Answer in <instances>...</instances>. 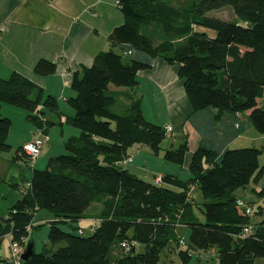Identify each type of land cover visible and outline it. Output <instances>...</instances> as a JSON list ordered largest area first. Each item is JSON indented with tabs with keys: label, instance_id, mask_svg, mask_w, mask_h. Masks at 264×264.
Here are the masks:
<instances>
[{
	"label": "trees",
	"instance_id": "trees-1",
	"mask_svg": "<svg viewBox=\"0 0 264 264\" xmlns=\"http://www.w3.org/2000/svg\"><path fill=\"white\" fill-rule=\"evenodd\" d=\"M118 1L124 22L110 34L113 45L129 44L152 58L179 63L178 75L184 79L193 111L214 107L220 115L249 110L254 127L264 134V105H258V98L264 96V0H191L183 5ZM227 5L233 8V20L206 15ZM198 26L216 35L210 37ZM150 67L111 48L96 54L91 66L73 73L75 95L68 103L75 114L67 121L80 135L69 138L67 152L51 157L45 169L34 168L22 196L7 214L0 215V240L10 235L11 240L33 241L34 228L44 225L33 224L37 211L46 209L56 217L48 233L55 249L35 252L22 264H158L168 245H180V226L190 229L187 242L183 238L186 248L178 252L185 264L190 250L214 249L219 264H254L264 257V215L252 225L251 215L239 208L235 196L237 189L264 175L261 148H233L219 157L200 145L191 157L188 179L164 174L161 183L144 181L120 163L136 143L159 154L167 135L163 126L145 118L140 97H132L124 113L114 110L120 95L111 85L136 86L138 72ZM34 71L52 74L56 63L41 58ZM2 103L25 110L39 128L42 107L58 108L57 99L44 95L43 88L26 75L13 71L7 78L0 77V157L11 149L12 125L1 112ZM187 150L185 138L163 156L182 165ZM18 160H30L22 146L12 159ZM193 186L204 197L199 206L204 220L189 198ZM259 194L264 195V190ZM94 202L103 205L101 222L84 235L73 224ZM260 208L254 213L262 215ZM248 228L251 231L245 234ZM125 240L137 244L126 249L121 246ZM138 246L141 251H136Z\"/></svg>",
	"mask_w": 264,
	"mask_h": 264
},
{
	"label": "crops",
	"instance_id": "crops-1",
	"mask_svg": "<svg viewBox=\"0 0 264 264\" xmlns=\"http://www.w3.org/2000/svg\"><path fill=\"white\" fill-rule=\"evenodd\" d=\"M117 1L0 0V77L7 78L13 71L20 72L41 86L44 95H52L58 102L57 109H48L49 115H44L45 108L42 107L40 120L45 123L42 132L41 128H37L36 131L29 128L28 132L23 135V144L38 136L44 138V145L47 144L48 150L42 148L43 152L38 159H43L47 155L50 156V159L56 156L53 151L56 142L59 145H65L69 138L80 135V130L67 121V118L75 114V110L68 103V99L75 95L71 88L73 73L80 70L82 66H91L95 55L99 52L113 48L119 53H123L124 50H132L131 55L125 56L127 60L137 59L150 64V68L138 72V85L118 87L115 90L120 95L119 101H122L126 106L132 97H140L142 111L147 120L164 128L167 126L173 128L166 135L172 137L170 148H176L185 138L187 139L188 150L184 163L180 165L181 169H189L191 157L200 145L217 152L219 157L229 149L255 146L262 149L259 162L260 165H264L262 160L264 147L259 145L264 140V134L258 132L254 127L249 110L237 113L224 112L220 115L218 109L214 107L193 111L185 91L184 79L178 75L179 63L169 64L161 57L152 58L129 44L113 45L111 43L109 37L112 30L124 22V17L116 4ZM41 58L54 61L56 71L48 75L37 74L34 71V66ZM8 105L6 103L1 105V112L7 117L11 116L10 112L15 111L11 108L14 106ZM258 105H264V96L258 98ZM57 123L61 126L59 142L57 139L53 141L52 131L55 127L50 128L51 125ZM141 146L142 150L149 148L147 145ZM128 154L133 158L129 149ZM146 154L148 155V153ZM147 164L143 163L141 166L144 167L139 169L143 172L149 170L154 173V183H161V177L164 174L177 175L182 179L176 163L168 162L166 164L169 165L167 166L169 172L154 169V167L149 169ZM13 166L19 168L20 163L12 162L9 160V156L1 155L0 215L8 212H4L5 206L9 204L7 203L9 190L6 187L10 186L22 194V189L30 184V179L21 170L18 174H9ZM155 172H158V175ZM159 179L160 181H158ZM197 188V186L192 187L189 198L193 202L200 220H204L203 214L199 211L204 197L202 194L195 197L194 192ZM262 190H264V175L258 182L248 184L235 191L237 199H242L250 205L253 208V213L257 204L261 206L260 210L263 211V214H259L257 220L250 218L251 224L254 226L263 218L264 206L259 198L252 193ZM102 212V203L94 202L88 207L84 216L73 225L83 232L89 228L92 233L100 225ZM55 219L56 217L50 211L44 212L41 209L37 211L32 222L34 225L45 222L49 224ZM187 228L180 226L178 232H186ZM32 234L33 241L28 242H34L36 252V240ZM5 237L11 238L10 235ZM4 238L0 240V243ZM9 244L6 252L0 253V261L5 260V264L9 261ZM210 250L215 251L214 249Z\"/></svg>",
	"mask_w": 264,
	"mask_h": 264
},
{
	"label": "rangeland",
	"instance_id": "rangeland-1",
	"mask_svg": "<svg viewBox=\"0 0 264 264\" xmlns=\"http://www.w3.org/2000/svg\"><path fill=\"white\" fill-rule=\"evenodd\" d=\"M169 4H173V5H183L185 2H189L191 0H163ZM117 4V3H116ZM206 15L208 16H212V17H217V18H221V19H225V20H233L235 17L234 11L232 6L227 5L223 8L220 9H214L211 10L209 12L206 13ZM197 30L199 31H205L208 33V35L210 37H214L216 35L214 30L211 29H206L204 27H197ZM112 89L118 88L114 85H111ZM9 106V105H8ZM12 106V105H10ZM126 105L122 103V101H119L115 106H114V110L117 111L118 113H124L126 110ZM13 108L15 111L14 112H10L11 116H8L11 121H12V125H11V129H10V133H9V139L8 142L11 145V149L9 151L3 152L2 155L3 156H9V160L12 161L13 157L16 154L17 149L23 145V139H24V134H26V132H28L29 128H32L33 131H36L37 128H39L33 121L28 119V113L23 110L20 109L18 107H11ZM49 110L47 108H45V114L49 115ZM42 122V127L44 126V121ZM51 127H55V129H53L52 131V136H53V141H57L58 137L61 136V126L59 123L55 124V125H51ZM33 133V132H32ZM172 141V137L170 136H166L164 142L161 144V151L159 154H155L153 153V151H151V149L147 148L146 150H142V146L138 143L132 145L129 148V153L131 155H133V161L128 163V165L126 164L125 167L127 169H129L130 171H132L133 173H135L137 176H139L141 179H143L144 181L147 182H155V177H154V173H151L149 170L146 172L141 171L139 168L140 167H144L141 166L143 163H148V167L150 169V167H154V169H161L162 171H170L169 168L166 165L169 161H166L164 159V149H169L170 148V142ZM260 146L263 145L264 147V140L259 144ZM167 147V148H166ZM47 148L48 150V146L47 144L44 145L43 150ZM42 150V152H43ZM55 151V155H60L63 153H66V149H65V145H59V143L56 142V145L54 147ZM148 153V155L146 154ZM41 156V155H40ZM263 156H264V151H263ZM49 155L44 156L43 159H36V160H18V162L20 163L19 168L16 166H13L11 171L9 172V174L11 175L12 173L18 174L19 170H21V172H25V176L28 179H31L32 173H33V169H45L47 167L48 161H49ZM262 160L264 161V157L262 158ZM13 162V161H12ZM178 169L180 172V175L182 177V179L187 178L188 176H190V172L189 169L188 170H184L181 169L180 165H178ZM158 175V172H155ZM26 180V179H25ZM30 181V180H29ZM252 183H256V182H251ZM6 188H8L9 190V195H8V200H7V206H5L4 208V212H7L10 208L11 205L14 204L21 196L22 194H19L15 189H13L10 186H7ZM252 192V191H251ZM201 191L199 188L196 189V191L194 192L195 197L197 195L201 196ZM252 194H254L256 197L259 198V201L261 202V204L264 206V195L259 194V192H253ZM203 198V197H202ZM13 201V202H12ZM204 201V199H203ZM9 206V208H8ZM256 209L258 208V204L255 206ZM44 212H48V210L43 209ZM203 216V215H202ZM252 218H254V220H257V218L259 217L258 213H253L251 215ZM49 228H50V224H46V222L44 223V225L39 226L37 228H34L33 231V238H35L36 240V253H50L53 249H55V247L53 248V244L50 242L49 238H48V233H49ZM62 228L64 230H70L67 226H62ZM185 231V230H184ZM190 229H186V232L183 233H179L187 242L188 240V235H189ZM91 231L89 230V228H86V230L83 232L84 235H88L90 234ZM11 238L10 237H5L2 242L0 243V253H4L6 252V248L7 245L10 243ZM28 242V238H26V244ZM25 244V246H26ZM186 248L185 244H181V245H177L176 242H172L170 245H168L161 253L160 256V260L158 262V264H185V262L183 261V259L180 257V255L178 254L179 250ZM142 248L140 246L137 247L136 251H141ZM190 259H189V264H219V260L217 257V254L215 251L212 250H191L190 251ZM0 262H3V264H5V260H2ZM7 264H11L9 261ZM254 264H264V257H258L255 259Z\"/></svg>",
	"mask_w": 264,
	"mask_h": 264
},
{
	"label": "built area",
	"instance_id": "built-area-1",
	"mask_svg": "<svg viewBox=\"0 0 264 264\" xmlns=\"http://www.w3.org/2000/svg\"><path fill=\"white\" fill-rule=\"evenodd\" d=\"M117 1V5H118ZM132 50H124L123 54L125 56L127 55H131L132 54ZM172 127L171 126H167L165 127V131L166 134H169L172 131ZM41 132H42V128H41ZM45 144V140L42 137H36L35 139L26 142L22 145V151L29 157L30 160H36L41 152H42V148ZM133 158L132 156H128L125 159H123L120 163L123 165H126L130 162H132ZM160 181V179L158 180ZM237 205L239 206L240 209H242L247 215H252L253 214V208L248 205L244 200L242 199H237ZM177 227H179V225H177ZM251 231V228H248L244 231L245 234H249ZM27 232L30 233L31 232V225H28L27 227ZM80 233H82L83 231L80 229L79 230ZM26 238L24 237L21 240H11L10 244H9V262L11 264H22L23 263V252L25 250V242H26ZM179 243L181 244H185V240L183 238L179 239ZM137 244V242L135 240H125L121 243V246L123 248L129 249L132 246H135Z\"/></svg>",
	"mask_w": 264,
	"mask_h": 264
},
{
	"label": "water",
	"instance_id": "water-1",
	"mask_svg": "<svg viewBox=\"0 0 264 264\" xmlns=\"http://www.w3.org/2000/svg\"><path fill=\"white\" fill-rule=\"evenodd\" d=\"M35 253L34 242H27L23 252V260L26 261L31 255Z\"/></svg>",
	"mask_w": 264,
	"mask_h": 264
}]
</instances>
